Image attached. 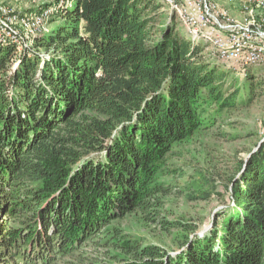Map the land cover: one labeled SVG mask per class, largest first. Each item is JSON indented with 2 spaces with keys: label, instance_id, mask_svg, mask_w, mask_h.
<instances>
[{
  "label": "trees",
  "instance_id": "obj_1",
  "mask_svg": "<svg viewBox=\"0 0 264 264\" xmlns=\"http://www.w3.org/2000/svg\"><path fill=\"white\" fill-rule=\"evenodd\" d=\"M164 8L62 0L61 22L32 45L0 38V264H264V133L228 175L231 201L210 229L163 215L173 146L205 111L264 88L254 71L245 88L229 81L208 41L182 35ZM135 212L182 229L178 252L115 225Z\"/></svg>",
  "mask_w": 264,
  "mask_h": 264
},
{
  "label": "rangeland",
  "instance_id": "obj_2",
  "mask_svg": "<svg viewBox=\"0 0 264 264\" xmlns=\"http://www.w3.org/2000/svg\"><path fill=\"white\" fill-rule=\"evenodd\" d=\"M162 1L165 4L166 16L169 18L175 15L180 33L187 38H193L180 17L169 9L164 0ZM249 2V0H206L211 12L216 15H220L222 10H228L238 22L251 16L259 22L263 19L261 16L264 14V8L252 6ZM61 3L62 0H0V17L4 12L7 15L21 17L54 7L57 15L46 19L44 21L46 25L41 29L49 32L61 22L58 17ZM246 5L249 8H247L248 12ZM14 25L19 32L22 31L18 24ZM4 32L0 27V38L5 34ZM30 37L25 40L24 45L33 44L34 36ZM206 43V55L229 72V81L234 79L239 87L245 88L244 85L248 86L245 77L247 70L254 71L264 79L263 65H250L249 68L235 65L231 61L220 59L213 45L209 41ZM257 91L259 94L255 95L249 104L239 103L222 113L215 112L214 107L210 108V111H205L204 124L194 137L175 144L168 153L166 157L168 173L162 175L160 181L169 183L176 189L175 194L164 197L163 215L169 220L191 222L198 227L199 233H204L213 226L217 214L229 204L231 197L226 188L228 175L236 171L238 159L247 156L248 151L255 147L264 133V88L258 87ZM241 97H247L245 91H242ZM205 191L209 196H200ZM114 223L131 239L139 238L145 243L158 244L172 254L178 252V235L183 232L182 229H165L161 225L146 221L140 212L127 214L125 218Z\"/></svg>",
  "mask_w": 264,
  "mask_h": 264
},
{
  "label": "bare ground",
  "instance_id": "obj_3",
  "mask_svg": "<svg viewBox=\"0 0 264 264\" xmlns=\"http://www.w3.org/2000/svg\"><path fill=\"white\" fill-rule=\"evenodd\" d=\"M169 9L174 11V13L180 17L182 23L186 26L188 31L193 35L194 38H201L206 41H209L215 48V52L220 59L225 61H231L235 65H243L248 67L250 65L260 64L264 66V59L261 60H252V58H244L241 62L236 63L232 58H225L223 56H233L238 53L248 52L251 55H261L264 57V34L258 36V32H249L247 33V28L250 25L262 26L264 29V14L261 16L263 18L259 22L254 20V17H249L246 20L243 19L242 22H238L234 17L231 16L228 10H222L220 15H215L219 17H228L232 26H227L221 22H217L209 10H198V19L204 23L205 28H196L192 29L188 25V20H192V12L189 11V8H186V4L182 2L173 3L172 0H164ZM190 1L191 7H199V0H186ZM252 6L256 5L258 7L264 8V0H249ZM210 9V7L207 5ZM248 5H246V9ZM262 8V9H263ZM249 9V8H248ZM247 9V12H248ZM55 11L54 7L47 8L43 12H35L32 14H25L21 17L11 16L4 13L0 17V27L5 31V35L10 36L12 39L18 40L19 38L24 39L29 38L30 35L36 33H42L43 25H46L44 21L50 18L51 14ZM256 11V10H255ZM258 13V12H257ZM263 13V12H262ZM260 14V13H259ZM258 15V14H257ZM247 16V15H246ZM260 16V15H259ZM259 18V17H258ZM253 19V20H251ZM4 20V22H3ZM241 21V20H240ZM14 24L22 29L21 32L17 29ZM9 37V38H10ZM218 37H224L227 40L237 39L235 43H223L218 40ZM29 41V40H28ZM241 67V66H240Z\"/></svg>",
  "mask_w": 264,
  "mask_h": 264
},
{
  "label": "built area",
  "instance_id": "obj_4",
  "mask_svg": "<svg viewBox=\"0 0 264 264\" xmlns=\"http://www.w3.org/2000/svg\"><path fill=\"white\" fill-rule=\"evenodd\" d=\"M173 3L175 2H182L186 4V8H189V11L192 12V20H188V25L191 26L192 29L196 28H205L204 23L198 19V10H209L211 15L216 18L217 22H221L227 26H232V23H230V19L228 17H219L216 16L213 12H211V9L207 7L206 0H199V7H191L190 6V1L186 0H172ZM205 1V2H204ZM4 22V20H3ZM249 32H258V36L260 34H264V29H262V26H254L250 25L247 28V33ZM219 41H222L223 43H235L237 42V39L234 40H227L224 39V37H218ZM225 58H232V60H235L236 63L241 62L244 60V58H252V60H261L264 59L263 56L261 55H251L248 52L246 53H238L233 56H223Z\"/></svg>",
  "mask_w": 264,
  "mask_h": 264
},
{
  "label": "water",
  "instance_id": "obj_5",
  "mask_svg": "<svg viewBox=\"0 0 264 264\" xmlns=\"http://www.w3.org/2000/svg\"><path fill=\"white\" fill-rule=\"evenodd\" d=\"M262 140H263V139H262ZM262 140H260L259 143H258V145L255 146V147L252 149V151H251L250 153L247 154L246 159L249 158V157L251 156V154L254 153V152L259 148V146L261 145Z\"/></svg>",
  "mask_w": 264,
  "mask_h": 264
}]
</instances>
